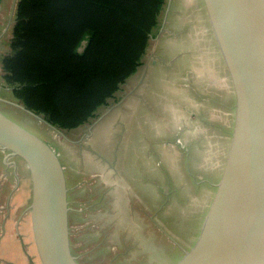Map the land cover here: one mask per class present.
Returning a JSON list of instances; mask_svg holds the SVG:
<instances>
[{"label":"rangeland","instance_id":"obj_1","mask_svg":"<svg viewBox=\"0 0 264 264\" xmlns=\"http://www.w3.org/2000/svg\"><path fill=\"white\" fill-rule=\"evenodd\" d=\"M18 1L0 0V110L69 167L72 216L80 215L76 256L82 264H174L199 235L233 127V89L203 1H166L143 65L85 125L86 137L83 126L57 131L14 105L22 103L4 81L2 60L11 53ZM130 123L143 124L148 147L126 141ZM85 145L117 158L112 189L94 191L92 180L78 177Z\"/></svg>","mask_w":264,"mask_h":264},{"label":"water","instance_id":"obj_2","mask_svg":"<svg viewBox=\"0 0 264 264\" xmlns=\"http://www.w3.org/2000/svg\"><path fill=\"white\" fill-rule=\"evenodd\" d=\"M202 1L233 89V127L199 235L174 264H264V0ZM0 150L29 173L25 213L39 263L82 264L71 247L67 179L55 149L0 110Z\"/></svg>","mask_w":264,"mask_h":264},{"label":"trees","instance_id":"obj_3","mask_svg":"<svg viewBox=\"0 0 264 264\" xmlns=\"http://www.w3.org/2000/svg\"><path fill=\"white\" fill-rule=\"evenodd\" d=\"M166 1L19 0L6 85L59 129L87 125L143 65Z\"/></svg>","mask_w":264,"mask_h":264},{"label":"crops","instance_id":"obj_4","mask_svg":"<svg viewBox=\"0 0 264 264\" xmlns=\"http://www.w3.org/2000/svg\"><path fill=\"white\" fill-rule=\"evenodd\" d=\"M220 64L222 70H224L221 61ZM224 73L226 75L225 71ZM92 125L94 126L95 123ZM127 127L130 128L127 130L130 133L126 136V141H129L133 146L140 145L142 149L148 147L147 132L144 130L143 124L130 123ZM85 128V125L81 128L83 131L82 137H86L84 136ZM89 131L92 136V130ZM108 136L112 138V130ZM144 141L147 145H144ZM116 159L114 157V160L107 161L104 154L85 145L83 153H79L78 177H82L84 180H92L94 191L112 189L115 182L118 183ZM63 167L67 179L68 201L71 209L69 214L71 247L73 254L76 256L74 252L73 220L77 221L80 215L72 216L71 173L67 164L63 163ZM97 167L99 168L97 169ZM86 184H83L82 195H87L92 190L90 187L86 188ZM31 199L32 186L26 166L18 158L10 157L8 152L0 150V264H40L34 250L28 216L25 213ZM24 203L26 205L23 207ZM88 219L89 217L87 219L83 218V220Z\"/></svg>","mask_w":264,"mask_h":264}]
</instances>
